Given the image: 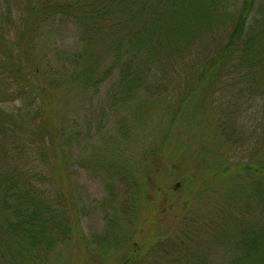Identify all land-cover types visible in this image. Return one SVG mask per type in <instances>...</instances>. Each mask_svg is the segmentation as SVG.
<instances>
[{"label": "trees", "instance_id": "trees-1", "mask_svg": "<svg viewBox=\"0 0 264 264\" xmlns=\"http://www.w3.org/2000/svg\"><path fill=\"white\" fill-rule=\"evenodd\" d=\"M16 2L23 9L0 1V264L40 261L42 235L62 217L73 219L74 166L87 169L86 158L73 157L79 128L72 130L65 115L59 121L57 94L64 82L37 52L36 29L50 18L79 23L90 53L68 87L90 91L114 82L113 107L135 102L143 126L153 122L152 108L165 107L169 126L155 125L149 146L135 154L140 182L144 171H170L158 163L174 140L185 151L183 181L195 174L202 191L209 182V189L225 190L246 177L255 188L251 197L264 206V0ZM172 114L187 121L176 136L169 129L176 121ZM247 155L257 158L242 160ZM93 157L100 170V155ZM229 213L226 206L218 215ZM21 245L28 247L25 253ZM242 249L232 264H264V227Z\"/></svg>", "mask_w": 264, "mask_h": 264}, {"label": "rangeland", "instance_id": "rangeland-1", "mask_svg": "<svg viewBox=\"0 0 264 264\" xmlns=\"http://www.w3.org/2000/svg\"><path fill=\"white\" fill-rule=\"evenodd\" d=\"M3 1L7 7L24 6L16 0ZM40 27L35 32L37 52L42 63L64 82L65 88L57 94L59 121L65 115L72 130L76 125L79 128L73 157L76 161L86 158L87 169L74 166L71 188L77 206H70L73 219L62 217L65 221L55 223L54 228L50 225L51 230L40 238L43 243L36 264H232L242 256V242L264 227V206L251 197L256 192L252 185L247 186L246 177L238 184L229 183L225 190L209 189V182L202 191L195 174L183 181L187 165L183 145L179 148L181 144L169 140L158 167L170 166V171H144V182H140L136 178L140 173L134 172L135 154L149 146L155 125H167L165 111L161 112L165 107L157 104L152 108L153 122L143 126L135 102L113 107L118 104L113 97L114 82L90 91L68 87L74 78L71 74H81L90 54L85 51L81 25L61 16L44 20ZM172 116L176 121L169 129L176 136L183 133L187 121L183 115ZM196 117L198 123L201 117ZM196 123L192 127L198 130ZM167 126L163 132L169 130ZM248 134L251 136V130ZM94 154L100 155V170ZM190 160H196L195 156ZM226 206L230 213L218 215ZM49 241L51 250L43 251ZM21 248L25 253L28 247Z\"/></svg>", "mask_w": 264, "mask_h": 264}]
</instances>
